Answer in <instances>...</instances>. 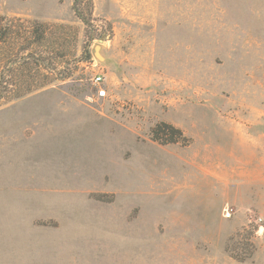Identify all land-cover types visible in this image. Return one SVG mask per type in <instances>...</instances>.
<instances>
[{
    "label": "rangeland",
    "instance_id": "obj_1",
    "mask_svg": "<svg viewBox=\"0 0 264 264\" xmlns=\"http://www.w3.org/2000/svg\"><path fill=\"white\" fill-rule=\"evenodd\" d=\"M76 8L0 0V264H264V0Z\"/></svg>",
    "mask_w": 264,
    "mask_h": 264
},
{
    "label": "trees",
    "instance_id": "obj_2",
    "mask_svg": "<svg viewBox=\"0 0 264 264\" xmlns=\"http://www.w3.org/2000/svg\"><path fill=\"white\" fill-rule=\"evenodd\" d=\"M79 1L80 0H73V8L75 10V14L77 15V17L79 19H81L83 21V23L88 25L89 24L88 20H86L76 8ZM88 37H89L88 40L94 39V37L91 34H89ZM83 55H84L83 56L84 60H87L88 58H90V53L88 52L87 49H85V52ZM65 77H66V75L64 72L59 71L56 74V78L59 80L64 79ZM160 133H167V134H169L170 138L163 141L159 137ZM151 135H152L153 140L163 141V143L179 142V139L175 135H179L178 137H182L181 139H182L183 143H186V141H187V138L183 135V132L179 128H176L171 124H167V123H163V122L157 123L151 129ZM252 248L251 247L249 248V244H248V247H246V246L240 247L239 245H234L232 247V246L228 245L226 248V251L229 253L230 257L233 258L234 260L239 261V262H243L252 256V253H253Z\"/></svg>",
    "mask_w": 264,
    "mask_h": 264
},
{
    "label": "built area",
    "instance_id": "obj_3",
    "mask_svg": "<svg viewBox=\"0 0 264 264\" xmlns=\"http://www.w3.org/2000/svg\"><path fill=\"white\" fill-rule=\"evenodd\" d=\"M93 83L97 84L99 86V84H101L103 82V76L101 73H97L93 78H92ZM98 96H105L106 94V90L102 87H99L97 90ZM226 217L230 216V211L229 209L225 212Z\"/></svg>",
    "mask_w": 264,
    "mask_h": 264
},
{
    "label": "water",
    "instance_id": "obj_4",
    "mask_svg": "<svg viewBox=\"0 0 264 264\" xmlns=\"http://www.w3.org/2000/svg\"><path fill=\"white\" fill-rule=\"evenodd\" d=\"M100 46L96 45L95 46V53L99 58H102V56L99 54V52L97 50H99Z\"/></svg>",
    "mask_w": 264,
    "mask_h": 264
},
{
    "label": "crops",
    "instance_id": "obj_5",
    "mask_svg": "<svg viewBox=\"0 0 264 264\" xmlns=\"http://www.w3.org/2000/svg\"><path fill=\"white\" fill-rule=\"evenodd\" d=\"M213 178V177H212ZM218 180V179H217ZM220 181V180H219Z\"/></svg>",
    "mask_w": 264,
    "mask_h": 264
},
{
    "label": "bare ground",
    "instance_id": "obj_6",
    "mask_svg": "<svg viewBox=\"0 0 264 264\" xmlns=\"http://www.w3.org/2000/svg\"><path fill=\"white\" fill-rule=\"evenodd\" d=\"M226 216V215H225Z\"/></svg>",
    "mask_w": 264,
    "mask_h": 264
}]
</instances>
